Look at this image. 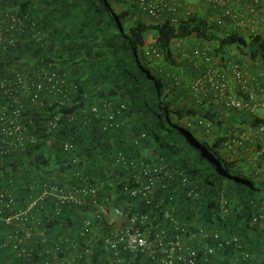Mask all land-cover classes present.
<instances>
[{"label":"trees","instance_id":"obj_1","mask_svg":"<svg viewBox=\"0 0 264 264\" xmlns=\"http://www.w3.org/2000/svg\"><path fill=\"white\" fill-rule=\"evenodd\" d=\"M114 1L0 0L1 8L24 17L26 27L17 47L0 55V78L23 72L33 83L38 71L53 63L67 74L68 85L76 87L64 103L61 94L47 93L36 101L31 90H24L13 105L0 92V106L38 140L0 155V193L12 194L17 209L38 199L45 185L79 197L67 203L53 194L38 199L33 214L39 224L26 222L34 226L33 234L21 243L15 242L25 236L24 227L0 219V264H68L75 247L83 250L90 244L91 252L80 264H102L107 221L95 218L94 229L85 235L83 220L94 213L96 200L125 205L126 213L147 209L139 197L125 192L137 184L138 170L117 161L119 151L135 158L142 149L164 158L148 163L174 173L168 189L157 188L155 199H165L164 208L173 207L188 228L185 246L201 254L206 246L215 247L208 259L201 258L203 264H264V152L256 161L224 158L218 142L195 139L200 138L197 130L182 123L191 111L167 100L158 58L145 53L151 29L162 57H174V40L195 37L200 46L212 42L214 56L240 62L255 73L264 68V32L243 33L237 25L240 15L228 20L225 25L232 29L221 34L215 29L221 26L195 13L179 17L177 24L169 13L164 22L130 27ZM110 113L119 125H109ZM57 114L58 126L48 129ZM176 156L180 169L168 166ZM96 187L99 192L93 195ZM166 225L172 227L168 221ZM144 260L142 256L138 263L148 262Z\"/></svg>","mask_w":264,"mask_h":264},{"label":"built area","instance_id":"obj_2","mask_svg":"<svg viewBox=\"0 0 264 264\" xmlns=\"http://www.w3.org/2000/svg\"><path fill=\"white\" fill-rule=\"evenodd\" d=\"M184 0H138V7L151 17H159L164 12L172 13L173 23L180 20L178 13ZM215 7H219L220 13L216 18L218 25H225L230 19H239L238 9L230 6L231 0H209ZM246 2L247 0H236ZM190 11L185 12L189 17ZM25 19L23 16L12 14L0 7V55L17 47L19 35L25 32ZM256 27L253 31H257ZM264 30V27H263ZM209 43L194 47L185 51L186 57L191 58L196 68L204 67V70L193 80L194 91L211 90L223 98L226 104L236 109L247 107L251 112H256L259 107L264 108V98L258 99L259 94L264 96V71L252 73L246 66L234 60L225 61L224 65L217 63V57L212 53ZM145 53L154 58H161V52L153 45L145 49ZM224 62V60H223ZM238 85L244 94L242 99L236 98L231 92V80ZM67 82V74L59 71L50 63L47 68L38 71L37 79L33 83L29 76L23 72H15L12 76L0 78V92L11 100L13 105L20 101L24 90H31V96L36 101H41L45 94H61V103L67 101L71 87ZM124 107V106H123ZM93 111H98L97 106ZM60 114L48 122V129L58 126ZM109 125H119L115 122L114 113L109 115ZM258 134L264 136V122L256 126ZM36 136L28 132L26 125L17 122L16 117L9 115L7 109L0 106V155H9L17 149L25 148L27 142H36ZM67 146V145H66ZM264 152V148L261 153ZM117 161L138 170L137 184L129 185L125 192L134 197H139L147 205V209L126 213L125 205L108 206L96 200L94 213L85 218L82 223V233L88 235L95 226V218H104L108 229L102 234L101 249L103 250L102 264H203L201 258L208 259L209 254L215 251L214 246H206L203 253L197 248L186 247L184 243L185 232L188 228L182 224L179 217L174 213V208H164L165 199H155L157 188L168 189L169 183L174 179V173L159 164H150L144 160H138L119 151ZM85 191V190H84ZM93 195H97L99 187L92 188ZM49 194L55 195L58 202L67 203L79 200L76 193L64 191L57 186L45 185L43 193L38 199H43ZM31 202L24 209H17V202L12 194L0 193V219L7 223H16L24 227L25 236L16 237L21 243L23 238H29L33 234L34 226L26 225L27 221L39 224V219L33 214V208L37 206V200ZM169 200L173 201V196ZM161 211L163 219L161 220ZM114 216L122 218L123 223L116 225ZM166 221L172 224L168 228ZM35 224V225H36ZM174 229L173 232H171ZM218 235H216V238ZM222 244H220L221 246ZM57 245V251L60 249ZM91 247L86 245L83 250L76 247L69 257L68 264H80L91 252ZM51 251V250H50ZM148 262H139L140 257ZM248 254H246V257ZM144 260V261H145ZM46 264H51L46 262Z\"/></svg>","mask_w":264,"mask_h":264},{"label":"crops","instance_id":"obj_3","mask_svg":"<svg viewBox=\"0 0 264 264\" xmlns=\"http://www.w3.org/2000/svg\"><path fill=\"white\" fill-rule=\"evenodd\" d=\"M137 0H115L114 7L118 12L124 11L127 14L124 22L130 27H135L139 23L143 25L158 24L164 22L169 12H164L159 17H151L147 13L141 11L137 7ZM251 2V1H250ZM238 3V1L232 2V4ZM261 11L264 14V2H260ZM244 4L240 6L243 11V20L239 25V29L243 33H250L252 24V18L254 15H249ZM192 7L200 9L202 7L200 0H184L183 8L179 15L184 18V14L187 11H193ZM190 8V9H189ZM197 11V10H196ZM193 11V14L196 12ZM171 14V13H170ZM254 22V21H253ZM218 33H223V30L229 31L232 28L215 27ZM145 48L148 46H156V34L153 30L147 31ZM201 41L195 37L187 38L184 40H174L172 42V51L174 53L173 58L163 57L156 60L158 64V75L162 78L163 82H166L165 95L167 100L174 104L178 108H182L186 111H191V115L185 117L182 123L187 127H191L197 130L201 140V143L213 144L219 143L217 150L222 154L224 158L231 157L232 159H241L246 161H256L260 158L262 147L264 146V136L258 134L256 131V124L260 120L264 119V108L259 107L256 112H251L247 107L242 109H236L226 104L225 100L211 90L194 91L192 89L193 80L204 70H197L191 58L186 57L185 51H190L194 47L200 46ZM205 44V42H204ZM213 44V43H210ZM234 53V52H233ZM250 65H254L251 60ZM217 63L224 65L228 60L217 58ZM224 60V62H223ZM259 63L256 67H259ZM255 70L254 72H256ZM231 80V92L238 98H243V93L238 85ZM264 96L259 94L258 99H263ZM263 145V146H262ZM262 146V147H261ZM262 148V149H261ZM135 158L138 160H144L147 162L159 163L164 158L161 155H155L148 149L139 150L138 154H135ZM179 156L174 157L169 161V167L180 169ZM161 195V192L160 194Z\"/></svg>","mask_w":264,"mask_h":264},{"label":"clouds","instance_id":"obj_4","mask_svg":"<svg viewBox=\"0 0 264 264\" xmlns=\"http://www.w3.org/2000/svg\"><path fill=\"white\" fill-rule=\"evenodd\" d=\"M207 1H209V0H207ZM234 1H236V0H234ZM262 1H264V0H247L246 2L238 1L240 4H244L245 5L244 8H246V10H247V12L249 13L250 16L251 15H254L255 16V19L252 18L253 27H251L250 34H252L254 32L255 33L264 32V30H263V27H264V14H263V12L261 11V8H260V6H261L260 2H262ZM232 2H233V0L230 1V6L231 7H233L232 6ZM182 8H183V5H182ZM233 8L238 9L239 12L241 13L240 15L243 16V11L244 10L242 8H240L239 6L233 7ZM181 9H180V11H181ZM180 11H179V13H180ZM219 11L215 15L214 22H216V18H217L218 14H219ZM190 12H191V14H190V16H191L193 14V11H190ZM179 13H178V16L180 17ZM184 17H185V15H184ZM185 18H187V17H185ZM241 22H242V20H238L237 21V25L239 26L241 24ZM221 26H223V25H221ZM256 27H258V30L257 31H253ZM205 43H209L210 44L212 42L206 41ZM210 45L212 46V44H210ZM217 58H219V56H217ZM260 70H263L264 71V68H258L257 69V71H260Z\"/></svg>","mask_w":264,"mask_h":264},{"label":"rangeland","instance_id":"obj_5","mask_svg":"<svg viewBox=\"0 0 264 264\" xmlns=\"http://www.w3.org/2000/svg\"><path fill=\"white\" fill-rule=\"evenodd\" d=\"M200 3H201V5H202V7H200V9H196L195 10V8L194 7H192V10L193 11H196L195 12V14H199L200 16H202V17H206L208 20H210L212 23H214V20H215V15H216V13L218 12H216V10L213 8V6H212V4H211V2L210 1H207V0H200ZM237 4L238 3H234V4H232V6L233 7H237ZM240 4V3H239ZM240 6H242V4H240L239 5V7ZM190 9V8H189ZM230 23H228V25H225V26H223V28H226V27H230L231 26V24L229 25ZM215 27H218V26H215ZM222 27V26H221ZM216 30H221V29H216ZM246 35H248V33H245ZM190 38H192V37H190ZM203 45H205V44H203ZM213 45V44H212ZM210 48L212 49V51H213V46H210ZM163 58V57H162ZM155 91H156V89H155ZM28 90L26 89V91H25V93L24 94H28ZM28 96V95H27ZM114 222H115V224L116 225H121L122 223H123V220H122V218H118V217H115L114 216Z\"/></svg>","mask_w":264,"mask_h":264}]
</instances>
